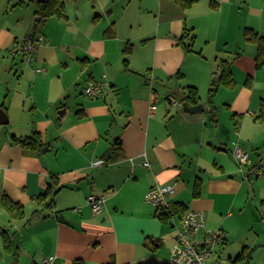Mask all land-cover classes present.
Masks as SVG:
<instances>
[{
	"label": "crops",
	"instance_id": "1",
	"mask_svg": "<svg viewBox=\"0 0 264 264\" xmlns=\"http://www.w3.org/2000/svg\"><path fill=\"white\" fill-rule=\"evenodd\" d=\"M36 1L0 0V110L6 116L0 123V264H39L50 257L54 264H163L175 244L173 222L187 210L203 211L206 229L221 232L216 256L230 262L242 250L221 259L222 252L230 254L231 226L240 223L251 203L258 200L257 206L264 207V177L243 179L240 172L264 167V117L258 118L264 110L262 71L254 65L256 45L244 40L255 50L237 55L230 71L234 63L246 73L245 84L250 86L252 78L261 81V88L256 83L232 89L234 82L224 103L231 116L224 124L216 113L213 122L209 109L189 114L182 108V78L190 72L193 79L183 87L212 88L217 74L190 58L204 54L194 46L186 51L181 36L191 29L197 45L203 33L211 34L206 39L214 34L212 52H217L224 9L245 10L253 19H242L238 26L264 35V0H198L187 10L172 0H63L66 17L38 26ZM32 35L43 42L36 46L34 62L20 66L13 47ZM221 60L227 59L216 65L219 74ZM93 81L106 85L100 96L90 98L82 91ZM114 127L120 129L116 139L110 137ZM33 132L46 152L55 150V163L42 151L26 156L13 142ZM234 144L250 152L247 166L228 163ZM144 159L149 166L142 165ZM98 160L104 164L93 166ZM48 184L53 204L41 210L35 198ZM157 184L173 185L168 200L183 208L166 224L144 201ZM4 196L22 205V219L8 215ZM90 196L104 198L97 214ZM3 234L10 239L9 252L2 250Z\"/></svg>",
	"mask_w": 264,
	"mask_h": 264
},
{
	"label": "rangeland",
	"instance_id": "2",
	"mask_svg": "<svg viewBox=\"0 0 264 264\" xmlns=\"http://www.w3.org/2000/svg\"><path fill=\"white\" fill-rule=\"evenodd\" d=\"M219 15H221L220 24H221L222 29L224 30L222 29L220 30L218 38H217L218 46H219L217 52L215 53L212 52V50H214L213 45L216 43L215 41L216 36L212 34L211 39L210 38L206 39L204 37L208 36L210 33L205 32L202 34V36H200L199 41H197V45L193 44L195 49L202 50L204 56H201L200 59H198L199 58L198 55H195L197 57H190V58H194L195 60H199L201 63H203L204 65L202 67L204 69H206V66H212L213 70L216 72L217 75L219 74V70L217 69L216 65L218 64L220 59H222V57L226 58L227 59L226 61L229 62V64L231 65V63L233 62V60L235 59L237 55H250L249 54L250 51L255 50V48L252 45L245 44L244 42L242 33H243V29L245 26L242 27V29L240 26H238V24L240 25V22L242 19L244 23L246 21L253 19V18L248 17L245 10L242 13H240L236 11L229 12L227 9H224V11L220 12ZM211 31H214V30L211 28ZM196 40L197 39L195 38V42ZM206 40L208 42H205ZM213 54L216 55V58H214ZM18 64L21 66L23 63L22 61H19L18 59ZM191 67H192V63L190 61L189 64L187 63V69L190 71ZM231 68H232V72L230 71L231 77L233 78L235 82L234 87L232 89L238 86L240 87L242 85L249 86V84H245L246 78H248L246 77V73L244 75V72L242 69L235 68L234 63ZM188 73L189 74H186V77L182 78L181 80L180 89H179L180 93L186 92V89L188 87L195 88L197 91L199 105H202L203 111H206V110L208 111L209 109L208 96H209V90L211 89V86L210 88L198 87V86H187V87L184 86L183 87V85H185L186 83H191L193 79V76L191 75V73L190 72ZM259 76L264 81V74L260 73ZM211 77H213V75H211ZM249 79H250L251 87L257 83L256 85L257 88L258 87L259 89L261 88V81L258 83L259 80H254L252 78H249ZM218 85H219L217 86L218 89L212 96L211 105L214 107L217 120L218 119L221 120L219 121V124H224V121L222 120H224V118H229L231 116V112L227 108L228 106L224 104L225 99H227L229 96L232 95L233 90L229 88L228 86H226L224 81ZM76 88L78 89V91H80V86H77ZM165 91L166 92H163L162 94V98L164 101H166L165 99L168 98V97L165 98L166 95L168 94L167 90ZM169 93L176 102H179V103L181 102V98L179 96L177 97L176 94L172 92H169ZM259 93H260V90L258 91V94ZM73 110L74 108L72 107L69 108V111H73ZM252 111L255 113L254 109H251V111L249 112H252ZM234 146L235 144L231 148H229L227 152L228 163H230L231 166L233 167L235 166L236 168H238V165L241 166V164L234 158V154H233V151L235 148ZM54 152L55 150L51 152H45L43 154L49 157L52 156V160L55 163L56 158H55ZM57 159L59 160L60 157L58 156ZM43 192H41L40 194H42ZM47 198L46 200L49 201V198L48 199ZM257 205L260 206L258 200L254 203H251L245 215H243V217L239 221L240 223H235L231 226V236H230V239H228L230 254H226V252L221 251L222 252L221 259H224V257H228V256L234 257L237 251H240L241 248L242 249L247 248V251L250 255V259L248 263H246L245 261H242L241 264H264V215L263 213L261 214L262 215L261 218H259V211L264 209V207L262 206L259 207ZM26 219H29V218H26ZM175 220L177 221V219ZM252 220H254L255 224L252 222ZM167 228L168 230H170V227H167ZM172 229L174 230V228ZM2 248L4 252H9L12 250V248L10 250L5 249L4 245H2ZM218 252H219V248H218ZM168 258L169 256L167 257L166 260H168Z\"/></svg>",
	"mask_w": 264,
	"mask_h": 264
},
{
	"label": "built area",
	"instance_id": "3",
	"mask_svg": "<svg viewBox=\"0 0 264 264\" xmlns=\"http://www.w3.org/2000/svg\"><path fill=\"white\" fill-rule=\"evenodd\" d=\"M41 36H26L18 41L13 47V54L17 53L21 57V61L25 65H30L35 60V49L38 44H42ZM105 81L89 82L83 88L82 93L90 98L100 96L103 92ZM176 104L173 99H169ZM155 105L150 110L155 109ZM234 158L241 166L245 167L249 164L248 154L243 152L238 146L234 149ZM103 160L94 162L93 166L103 165ZM143 166H149L146 159L142 161ZM243 179L256 177H264V167H250L246 173L240 169ZM174 186L169 184L154 185L144 194V201L157 210L169 211L171 204L169 197L174 193ZM89 204L93 214L101 211L104 204L102 196H90ZM206 215L203 211L187 210L177 221L173 222L175 229V244L169 251L168 260L163 264H232L231 262H223L216 256V250L222 242V234L220 231L207 230L205 226ZM177 222V223H176ZM203 233V237H199V233ZM39 264H54L53 258H43Z\"/></svg>",
	"mask_w": 264,
	"mask_h": 264
},
{
	"label": "trees",
	"instance_id": "4",
	"mask_svg": "<svg viewBox=\"0 0 264 264\" xmlns=\"http://www.w3.org/2000/svg\"><path fill=\"white\" fill-rule=\"evenodd\" d=\"M175 4H177L183 10H187L191 8L194 4L198 2V0H172ZM36 16L39 17L36 26L40 23L46 21L51 17L56 18H65V6L63 0H37L36 1ZM33 36V35H32ZM188 37V43L184 42V39ZM243 37L245 42L252 43L256 45V56L254 58V65L256 70L262 71L264 74V35H259L255 31L250 28H245L243 30ZM181 41L183 47L186 51H191L192 46L195 42V34L192 32L191 29L185 30V33L181 36ZM126 52V50H125ZM230 64L226 60H221L219 63L220 74H221V82H225V85L230 87L234 84V81L231 77L230 72ZM212 88L209 90L208 102H209V113L211 115V120L215 122V111L214 107L211 105V99L213 94L216 92V85L214 83L211 84ZM186 96L184 98L185 102L194 106L199 104V100L197 97V91L195 88L188 87L186 89ZM262 114L258 118L264 117V110H261ZM13 142L20 145L24 155L26 156H38L41 154L42 149L44 148V144L41 141V138L38 133L33 132L31 135L23 137V138H13ZM56 184L58 182H55ZM53 186L47 185V188L42 194L37 195L35 198L38 204V207L41 210L49 209L52 207V198L51 200L47 201L46 198L50 195ZM198 183L195 184L193 188V196H198ZM178 206H171L169 211L164 210H157L158 214L157 217L163 222L168 223L169 219H171L176 214H182L183 208H177ZM2 207L8 213V215L13 220H19L24 217V209L21 204L15 203L4 196L2 197ZM10 239L5 234H3V245L4 248L10 250ZM151 251L155 249V246L151 243L146 244ZM250 259V255L247 251V248H243L233 259H230L232 264H237L238 262L245 261L248 263ZM72 264H83L80 260L73 261ZM114 264V263H109Z\"/></svg>",
	"mask_w": 264,
	"mask_h": 264
},
{
	"label": "water",
	"instance_id": "5",
	"mask_svg": "<svg viewBox=\"0 0 264 264\" xmlns=\"http://www.w3.org/2000/svg\"><path fill=\"white\" fill-rule=\"evenodd\" d=\"M36 21L39 20V17L37 16L35 18ZM220 78H221V74H218L216 76H214L212 78V82L216 85L215 88H217V85L220 81ZM182 108L185 112L189 113V114H195V113H198V112H201L202 111V105H194V106H190L188 105L186 102H183L182 103ZM0 123L3 124V123H6V116L4 114V112L2 110H0ZM117 132V133H116ZM120 133V129L118 127H114L112 128V132L110 133V137L112 139H116L118 137V134ZM48 150V148H43L42 149V152H46ZM58 220L59 222L63 223L64 222V219L62 217V215H59L58 216Z\"/></svg>",
	"mask_w": 264,
	"mask_h": 264
}]
</instances>
